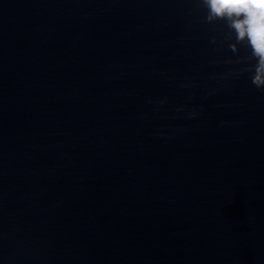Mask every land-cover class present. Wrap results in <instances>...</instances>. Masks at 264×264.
Segmentation results:
<instances>
[{
	"label": "water",
	"instance_id": "obj_1",
	"mask_svg": "<svg viewBox=\"0 0 264 264\" xmlns=\"http://www.w3.org/2000/svg\"><path fill=\"white\" fill-rule=\"evenodd\" d=\"M207 15L0 0V264H264V88Z\"/></svg>",
	"mask_w": 264,
	"mask_h": 264
},
{
	"label": "clouds",
	"instance_id": "obj_2",
	"mask_svg": "<svg viewBox=\"0 0 264 264\" xmlns=\"http://www.w3.org/2000/svg\"><path fill=\"white\" fill-rule=\"evenodd\" d=\"M207 20L225 19L237 42L247 41L257 61L252 83L264 88V0H202ZM235 50V45L232 46Z\"/></svg>",
	"mask_w": 264,
	"mask_h": 264
}]
</instances>
